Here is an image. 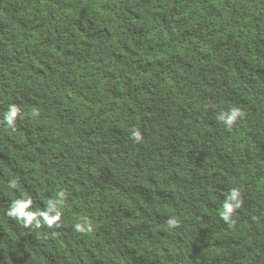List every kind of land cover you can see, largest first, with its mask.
Listing matches in <instances>:
<instances>
[{
	"label": "trees",
	"instance_id": "1",
	"mask_svg": "<svg viewBox=\"0 0 264 264\" xmlns=\"http://www.w3.org/2000/svg\"><path fill=\"white\" fill-rule=\"evenodd\" d=\"M11 104L0 264H264V0H0V120ZM60 192L59 228L6 215Z\"/></svg>",
	"mask_w": 264,
	"mask_h": 264
},
{
	"label": "clouds",
	"instance_id": "2",
	"mask_svg": "<svg viewBox=\"0 0 264 264\" xmlns=\"http://www.w3.org/2000/svg\"><path fill=\"white\" fill-rule=\"evenodd\" d=\"M207 107V106H206ZM215 107V106H213ZM30 115L32 117L39 116V110L33 108ZM244 116L242 109L238 107H231L227 110H221L216 120L223 123L228 130L236 124L237 120ZM23 118L21 109L11 104L7 110L3 113V119L0 120V124L8 128H15L17 118ZM131 138L134 142L139 143L142 141V133L138 127H133L130 132ZM17 181L15 179L10 180L9 187L15 188ZM65 193L60 192L57 198H50L44 203V207L34 208L33 199L29 195L20 194V196L11 201L7 208L6 215L14 219L17 223L21 224L24 228H41L47 227L48 229L59 228L62 225V201ZM242 206V193L237 187H232L227 191L226 196L219 212L220 218L227 224H231L233 216L238 209ZM179 221L174 217L167 220L168 229H174L178 227ZM75 231L80 233H90L93 230V226L88 221L77 222L73 225Z\"/></svg>",
	"mask_w": 264,
	"mask_h": 264
}]
</instances>
